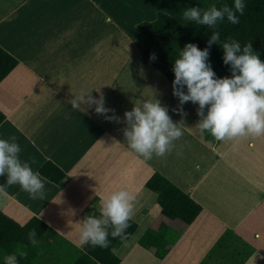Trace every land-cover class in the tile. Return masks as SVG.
<instances>
[{
	"label": "crops",
	"instance_id": "crops-1",
	"mask_svg": "<svg viewBox=\"0 0 264 264\" xmlns=\"http://www.w3.org/2000/svg\"><path fill=\"white\" fill-rule=\"evenodd\" d=\"M8 1L0 2V48L17 64L0 81V138L16 136L21 160H34V171L51 163L63 186L47 180L43 200L30 199L19 185L0 193V264L18 245L27 252L19 264H73L84 252L76 223L99 217L101 199L118 189L136 198L134 229L114 250L118 264H264V135L236 141L201 136L196 113L188 115L192 106L185 104L186 118L178 116L172 86L151 66L156 79L138 66L134 26L153 21L157 12L183 24L182 10L193 1ZM198 1L206 8L217 0ZM133 57L137 68L124 70ZM89 91L112 111L73 110L69 101ZM153 92L173 122L191 129L170 154L146 161L128 148L123 116ZM154 172L200 207L188 226L160 214L156 195L143 187ZM31 218L49 230L37 247L23 230ZM148 229H166L167 241L176 236L161 259L138 245Z\"/></svg>",
	"mask_w": 264,
	"mask_h": 264
},
{
	"label": "clouds",
	"instance_id": "clouds-1",
	"mask_svg": "<svg viewBox=\"0 0 264 264\" xmlns=\"http://www.w3.org/2000/svg\"><path fill=\"white\" fill-rule=\"evenodd\" d=\"M244 9L243 0H234L231 6L223 4L217 7L211 3L206 8L188 7L182 10L185 22L213 31L207 41L208 46L203 50L188 43L178 51V58L174 59L172 67V95L179 100L180 106L189 102L197 105L199 119L194 127L201 135L207 132L216 141H236L264 135V61L253 51L251 43L242 46L231 37L220 42V32L215 30L225 18L230 24H238L237 13L243 15ZM218 43L223 51V64L229 66L230 76L217 77L208 63L209 49ZM150 59L155 60V55ZM69 103L77 111L82 110V105H94V111L99 115L112 111L104 106L103 96L93 98L90 91L75 96ZM168 112V108L156 99L155 93L151 99L126 111L123 135L128 148L146 161L151 160L153 155L165 157L170 154L176 142L184 136L185 129L191 128L186 127L183 120L173 122ZM178 114L186 115L182 113V107ZM107 118L119 122V117ZM21 151L16 136L0 138V177L6 178L5 183L0 184V193L7 195L8 187L19 185L30 199L43 200L47 178L33 170L31 164L35 163L34 160L31 163L21 160ZM181 154L177 152V155ZM135 199L126 189L112 191L102 198L99 217L89 214L76 223L80 245L107 248L110 243L109 229L113 238L124 237L134 214ZM28 241L32 247L38 246L35 228L28 232ZM22 249L23 246L18 245L16 252L4 255V264H19L20 258L27 257V252Z\"/></svg>",
	"mask_w": 264,
	"mask_h": 264
},
{
	"label": "trees",
	"instance_id": "trees-1",
	"mask_svg": "<svg viewBox=\"0 0 264 264\" xmlns=\"http://www.w3.org/2000/svg\"><path fill=\"white\" fill-rule=\"evenodd\" d=\"M234 0H217V7L223 4L233 5ZM245 9L243 15L237 13L239 23L230 24L227 19L217 25L220 32V42L231 37L238 40L243 46L251 43L253 51L264 61V0H243ZM136 39L135 47L138 49L143 65L151 66L157 71L165 81L172 86L174 74L172 67L174 59L178 58V51L192 43L203 50L207 47V41L213 29L198 26L195 23L185 22L183 24L162 12H157L155 19L151 22H140L134 26ZM155 55L156 59L150 57ZM223 51L218 45L213 44L209 49V60L211 68L217 77L230 76L229 66L223 64ZM16 60L5 53L0 48V81L15 67ZM2 116L0 115V121ZM38 172L47 180H52L58 184L61 174L51 163L45 162ZM63 177V176H62ZM65 178V177H63ZM61 182V181H60ZM58 184L59 187L63 183ZM146 190L156 195V202L160 207V214L170 221L179 222L183 226H188L200 211V207L194 203L187 195L182 193L167 179L157 172L146 180L143 186ZM124 237H112L109 229V246L107 248L84 245L81 254L73 264H118L119 259L114 255V250L121 244L134 229V223L129 220ZM35 228L37 230V240L40 242L49 232L47 226L36 218L29 219L23 230L28 233ZM164 231V232H163ZM167 230L154 231L146 230L138 240V245L151 250L157 259H161L166 249L175 241L176 236L167 241ZM4 240L0 237V246Z\"/></svg>",
	"mask_w": 264,
	"mask_h": 264
},
{
	"label": "rangeland",
	"instance_id": "rangeland-1",
	"mask_svg": "<svg viewBox=\"0 0 264 264\" xmlns=\"http://www.w3.org/2000/svg\"><path fill=\"white\" fill-rule=\"evenodd\" d=\"M191 1H193V4L191 5V6H189V7H201L202 6V4H200V2L198 1V0H191ZM0 2H9L10 3V1H8V0H0ZM186 2H188V0L186 1ZM204 2V1H203ZM206 4H209V3H207L206 2ZM132 57V56H131ZM137 61H138V57L137 58H135V57H133L132 58V60H130L129 59V61H128V63L125 65V67H124V70H126L127 68L128 69H135V68H137ZM138 66L139 67H141L142 68V70H146L147 71V73H148V75H150L151 77H152V79H156V77H157V74H154V73H156L150 66H145V65H143V64H139L138 63ZM159 77H162L161 75L159 76ZM163 78V77H162ZM127 79V83L129 82V81H131V79H129V78H126ZM153 83V85H151L150 87H153V88H156V84H158L157 83V81L156 82H152ZM161 83H163V82H161ZM150 85V84H149ZM167 87V86H166ZM185 104H187V103H185ZM185 104H183L182 106H179V108H178V110H181V107H182V113H186V115H182V114H178V116H180L181 118H183V117H187L189 114H190V116H192V111L194 112V114L197 112V105H194V104H192V103H188V104H190L192 107H191V109L192 110H190V113H188V115H187V112H185V110H184V106H185ZM166 106V105H165ZM174 110H176V111H174ZM172 111H174V115L176 116V118H177V115H176V113L175 112H177V108L176 107H173L172 108ZM170 115V117H172V115H171V113L169 114ZM196 116V121L198 122V116L197 115H195ZM201 134V133H200ZM207 134V132H205L203 135H201V136H203V137H205V135ZM206 139V138H205ZM128 261V260H127Z\"/></svg>",
	"mask_w": 264,
	"mask_h": 264
}]
</instances>
